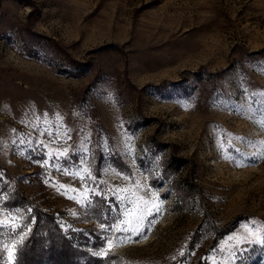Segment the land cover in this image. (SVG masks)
I'll list each match as a JSON object with an SVG mask.
<instances>
[{"label":"rangeland","instance_id":"1","mask_svg":"<svg viewBox=\"0 0 264 264\" xmlns=\"http://www.w3.org/2000/svg\"><path fill=\"white\" fill-rule=\"evenodd\" d=\"M13 188L99 264H264V0H0Z\"/></svg>","mask_w":264,"mask_h":264},{"label":"trees","instance_id":"2","mask_svg":"<svg viewBox=\"0 0 264 264\" xmlns=\"http://www.w3.org/2000/svg\"><path fill=\"white\" fill-rule=\"evenodd\" d=\"M6 198L1 208H19L30 206L27 216L29 230L15 245L14 256L10 264H99L86 250L74 246L63 232L55 218L32 206L18 194L17 188L6 190ZM0 264H7L2 261Z\"/></svg>","mask_w":264,"mask_h":264},{"label":"snow or ice","instance_id":"3","mask_svg":"<svg viewBox=\"0 0 264 264\" xmlns=\"http://www.w3.org/2000/svg\"><path fill=\"white\" fill-rule=\"evenodd\" d=\"M255 159V158H254ZM102 199H105V202L108 203L107 197H102ZM108 206L110 208H118L119 204L118 203H108ZM157 212L159 211L158 209L156 210ZM155 218V216H153V219ZM138 220L141 218H137ZM152 221L150 220L149 223H151ZM112 225H109V229H111ZM101 229L103 230V224L101 225ZM121 232V236L124 237L125 239L127 238H135V237H140V238H145L146 236V232L141 231V232H136L134 228L132 229H128L127 224L125 225V228L120 229ZM106 243H109L110 245V241H108L107 239L105 240ZM256 243H261V241H256ZM14 256V251L10 250L9 251V258L11 259ZM203 259V258H201ZM236 260L239 261V264H245V260H246V250L241 248L239 250V254L235 257Z\"/></svg>","mask_w":264,"mask_h":264}]
</instances>
